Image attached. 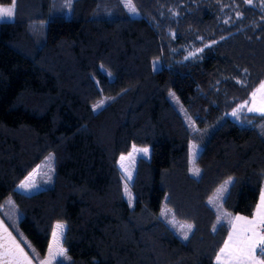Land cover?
<instances>
[{
  "label": "trees",
  "instance_id": "16d2710c",
  "mask_svg": "<svg viewBox=\"0 0 264 264\" xmlns=\"http://www.w3.org/2000/svg\"><path fill=\"white\" fill-rule=\"evenodd\" d=\"M131 5L15 0L0 21V207L33 259L62 223L54 264H215L264 180V115L235 111L264 80V0ZM50 153V184L19 190Z\"/></svg>",
  "mask_w": 264,
  "mask_h": 264
},
{
  "label": "snow or ice",
  "instance_id": "6c2138e0",
  "mask_svg": "<svg viewBox=\"0 0 264 264\" xmlns=\"http://www.w3.org/2000/svg\"><path fill=\"white\" fill-rule=\"evenodd\" d=\"M129 7H132L131 0H129ZM134 10V8H133ZM15 11V0H13L12 7L0 8V18L12 17ZM264 93V83L252 94L253 102L257 93ZM103 101L97 103L95 107L99 108L103 105ZM249 111L264 112V96L261 98V107L253 106ZM233 115H236L233 112ZM133 151H140L147 154L148 149H136ZM131 153L129 156L131 157ZM125 159V157H121ZM195 174H198V169H193ZM129 178L131 174L129 173ZM34 186L31 184V177L28 181L21 184L22 188H29ZM232 223V231L229 233L228 240L225 241L224 247L220 249L217 256V261L220 264H264V192L260 195V201L256 206V210L251 219L245 216H236L230 220ZM65 225L58 223L53 232V245L49 246V255L46 259L40 260L39 264H52V260L56 257H65V250L60 244V239L63 234ZM187 228L190 230L191 225ZM6 234L0 237V264H32V258L24 251L20 243L11 236L7 228L3 229ZM187 238V235H185ZM28 247H31L30 245ZM34 251V250H33Z\"/></svg>",
  "mask_w": 264,
  "mask_h": 264
},
{
  "label": "rangeland",
  "instance_id": "374dc122",
  "mask_svg": "<svg viewBox=\"0 0 264 264\" xmlns=\"http://www.w3.org/2000/svg\"><path fill=\"white\" fill-rule=\"evenodd\" d=\"M123 1H124V4L126 5L127 9L130 10L131 7H129L128 0H122V2ZM12 5H13V2H11L9 4H0V8H8V7H12ZM15 9H16V6H15ZM14 15H15V11H14ZM14 15L12 17H10V18L9 17L0 18V21L12 20ZM39 28H40V30H42V32H44L45 28H46V21H43L42 25H40ZM11 44L16 49L24 52L27 56H32V54L34 53L35 47H34L33 42H29V41H14ZM262 83H264V80L261 82V84ZM260 85L255 90L252 91V93L250 95L249 103L246 102V103H241V104L237 105V109L235 111H236V113L238 115L241 114L243 110L246 111V112L258 113V114L264 115V112H261V111H249V108H252L253 106H255L256 108L261 107V98H262V96H264V93H259V92L257 93L256 99H255V104L253 102V96H252V94L254 92H256V90L260 87ZM223 117H224V115L222 116V118ZM212 127H213V125L209 126V127H205L204 133L208 132L210 130V128H212ZM198 151H199V146H197L195 143L191 142L190 145H189V150H188V164H189V172L192 175H194V176H196L198 174H195L193 169H198L199 170V168L195 164V158H196V155L198 154ZM129 154L123 156V157H125V159H123V160L120 158V161H119V166H120L123 174L127 178H129V173L131 174V169H132L133 163H134L133 155L135 154V152L131 153L132 154L131 157L129 156ZM52 172H53V156L50 153V154L46 155L41 160V162L37 165V167L27 177H25L23 179V181H21L17 185V188L19 190H21L23 192H27V193L36 192V191L40 190L41 188H43L44 186H48V184H50V180H51V177H52ZM29 177H31V184L34 185V186H30L29 188H22L21 184L25 183L26 181H28ZM226 185L227 184H224L220 188L217 189V191L213 195V199L214 200H216V201L219 200V198L221 197ZM262 192H264V180H263V183H262V186H261V190H260V194H259V198H258V203L260 201V195H261ZM8 202H10V201L8 200ZM255 210H256V208H255ZM13 211L14 212L16 211L15 208H13ZM254 213H255V211L253 212V215H254ZM236 216H242V215L229 213V214H225V216H224L225 217L224 220L226 222H228V224H229V232H228V234H227V236H226L221 248L224 247V243H225V241L228 240L229 233L232 231V223H230V220L232 218L236 217ZM252 216H250L248 218L251 219ZM168 221H169V223L171 225H174L175 227H177L178 231H183V233H186L187 227L181 226V225L178 226L176 224V222L171 220V219H169ZM56 225H55V227L53 229V232H54V230L56 228ZM53 232H52L51 239H50V244L51 245H53L52 244V242H53ZM60 244L62 246L61 239H60ZM219 253H220V250H219L218 254ZM218 254L216 255L215 260H214L215 264H220V262L217 261ZM261 258H264V257H261Z\"/></svg>",
  "mask_w": 264,
  "mask_h": 264
},
{
  "label": "crops",
  "instance_id": "0c3cea01",
  "mask_svg": "<svg viewBox=\"0 0 264 264\" xmlns=\"http://www.w3.org/2000/svg\"><path fill=\"white\" fill-rule=\"evenodd\" d=\"M249 101H250V100H249ZM2 209H3V208L0 207V237H3V236L6 235V234L3 232V229H4V228H7L8 232L11 233V236L14 237L15 240H16L17 242L20 243V245H21V247L24 249V251H25L26 253H28V256H29L30 258H32V264H39V261H40V260H44V259H46V258L48 257V255H49V246L51 245V244H50V241H49V245H48V247H47V251H46V253H45V256H44L43 258H41V259H33V257L31 256V254L29 253L28 249L26 248V246H25V244H24V243H25V240L22 239L21 234H20V231H19L18 229L14 228V226H11V224L7 221V217H5L4 212H3ZM61 238H62V236H61ZM53 243H54V241L52 242V244H53ZM59 258H60L59 256L56 257V258H54V259L52 260V264H54V262H56L57 259H59Z\"/></svg>",
  "mask_w": 264,
  "mask_h": 264
}]
</instances>
